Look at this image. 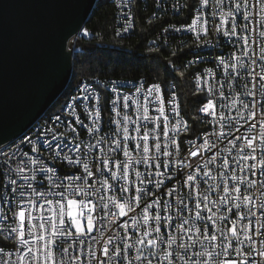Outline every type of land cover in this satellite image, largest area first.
Instances as JSON below:
<instances>
[{"label":"snow or ice","instance_id":"obj_1","mask_svg":"<svg viewBox=\"0 0 264 264\" xmlns=\"http://www.w3.org/2000/svg\"><path fill=\"white\" fill-rule=\"evenodd\" d=\"M209 4L177 6L192 15L185 30L198 40L209 33ZM211 4L218 43L228 40L240 55L218 56L215 69L193 77L199 107L191 122L176 84L166 103L159 83L145 88L142 79L121 94L111 82L107 125L100 92L84 86L66 108L92 142L56 143L51 157L74 171L58 173L28 151L0 152V264H264V0ZM242 71L248 101L234 90ZM220 72L231 95L216 87ZM79 101L89 124L77 115ZM198 124L199 143L188 135ZM209 124L219 127L209 132ZM42 150L33 144L30 152Z\"/></svg>","mask_w":264,"mask_h":264},{"label":"water","instance_id":"obj_2","mask_svg":"<svg viewBox=\"0 0 264 264\" xmlns=\"http://www.w3.org/2000/svg\"><path fill=\"white\" fill-rule=\"evenodd\" d=\"M98 0H0V145L41 119L67 89L69 39Z\"/></svg>","mask_w":264,"mask_h":264},{"label":"built area","instance_id":"obj_3","mask_svg":"<svg viewBox=\"0 0 264 264\" xmlns=\"http://www.w3.org/2000/svg\"><path fill=\"white\" fill-rule=\"evenodd\" d=\"M114 5V12H113V23H114V35L118 39H125L131 36V34L135 30V10L137 8H140L146 12L148 15V20H163V24L161 25L159 31L155 35V37L149 41V45L153 49H157L159 46L168 45L169 43H172V41H175L177 44V40H185V48H187V58L185 59V67L190 68L192 67L194 69L193 71V77H195L197 74H201L204 72L207 68H213L215 69V62L216 58L218 56H223L225 59H227L229 56L232 55L233 51L237 53V55H240L239 49L233 48V45L228 40H224V43H218L219 39H223L222 37H219L218 34H215L212 31V4L210 0V4L208 9L206 10L208 13V19H209V33L206 36H202L201 39H197L196 34L192 32L186 31V26L191 23L192 15L188 12V9L185 7H180L179 10H177V6H183L187 3H191L192 0H112ZM127 6H123V5ZM120 5V6H118ZM129 25H131L129 27ZM125 27H128V31H123ZM167 29V31H165ZM176 29H181L180 31H176ZM119 33V35L117 34ZM87 35L84 33H81L78 31L75 35H73L67 44L66 49L69 47H75V43L77 40L85 39ZM251 40H256V43H251ZM205 41H209L210 43H205ZM201 46H212V53H201ZM259 47H260V41L257 39L256 35H252L250 38V49H254L256 53H259ZM191 62V63H190ZM259 69H257L258 71ZM192 77L193 86L196 90V82ZM211 82L212 78L206 77ZM143 79L144 81V87L146 88L151 83L156 82H148L145 78L140 77L136 79H123V78H107V77H94L90 79H82L79 81V89L77 90V96L80 94L79 90L81 87L88 86L92 89H95L96 91L100 92L101 94V107L105 110L103 111V120L105 124L107 125V121L109 120V117L111 115L109 109L111 108V105L108 103L113 96L115 95L110 91V89L113 86V83L115 82V85L120 88L121 94H129L128 90L132 88L133 84H136L139 86V82ZM218 80V83L216 84V87H219L220 84H224V91L225 93L231 95L232 93L229 92V88L227 83H225V78L223 72H220L219 76L216 78ZM247 79V74L243 71L241 72V78L239 79L238 83L234 82V90L239 89L241 91L242 99L245 101H248L251 99V97H244L243 92L245 91L243 85ZM122 85V87H121ZM106 86V87H105ZM201 87H205V93L202 95L207 94V88L203 83L201 84ZM134 91V88H132ZM172 89L169 91H164L162 89V95L164 96L165 102L167 103V100L171 97ZM69 103V102H68ZM67 103V104H68ZM77 115L80 117L81 120L84 121L85 124H89L90 121L87 118L86 113L83 111V102L79 101L77 102ZM65 104V109L62 110V113H56V118L60 117L59 120H54V123L48 124V127H44L39 129L38 132H36L35 136L32 138L27 139H20V135L12 139L11 141L0 145V152L8 153L9 155L19 149L20 151H28L29 154L33 155L34 157L39 155L43 158L44 162L49 166L53 167L58 173L63 172H69L74 171V169L71 166H67L66 162L60 161V160H53L52 154L58 151V149L55 148L56 143L60 144H69L71 145L73 142H80L83 141L84 143L92 142L89 140L87 130L85 128H81L80 125L76 124L75 117L69 116L67 113V108ZM170 108V105H169ZM180 111L182 115V109L180 106ZM153 115L155 113L153 112ZM171 115V113H169ZM201 116L204 114L201 113ZM209 120L212 119V117H208ZM54 124H62V132H54ZM76 128V132H72V128ZM111 127H114L112 125ZM205 127V125H204ZM218 128V125H207V128L209 132L213 130V128ZM48 129H51L52 131H47ZM246 130L245 128H241L240 133L243 134ZM37 133L39 134V137H37ZM102 134H110L108 130V126H105L103 129ZM53 135H55L56 139L53 140ZM202 135V132L196 134L193 136V139H197V142H202L198 137ZM79 137L78 140L74 141V137ZM24 140L25 142L21 144V141ZM28 140H31V143H28ZM35 144L38 148L43 146V150L39 153H31L30 149L32 145ZM52 144L53 149L50 153L47 150V145ZM182 145L186 149L187 142L182 140ZM221 148H227L229 145L227 144V141H225L222 145H220ZM67 151V150H65ZM215 151V150H214ZM206 155H211V153H206ZM233 156L236 155L235 151L232 153ZM122 158V157H121ZM3 159V155H0V160ZM217 163H220L218 161ZM233 167H236L235 164L232 165ZM140 170H143V166H139ZM173 184H175V180L173 181ZM154 190V189H153ZM187 189H184V193L186 194ZM259 195V193H257ZM165 199H169L172 201L173 206L175 205V198L174 197H164ZM123 220V218H122ZM118 221V223L122 222ZM122 234V230H117ZM133 229H129V232H132ZM7 251V249H6ZM14 251V250H13ZM134 254V250H133ZM15 257H13L14 259ZM258 259V257H257ZM155 264V262H154Z\"/></svg>","mask_w":264,"mask_h":264},{"label":"trees","instance_id":"obj_4","mask_svg":"<svg viewBox=\"0 0 264 264\" xmlns=\"http://www.w3.org/2000/svg\"><path fill=\"white\" fill-rule=\"evenodd\" d=\"M113 12L112 0H98L84 24V31L88 33L86 38L75 43L69 85L49 110L60 112L73 90L72 85L84 78L143 77L148 82L161 84L164 91L171 89L169 85L176 84L182 116L191 122L199 105L192 103L197 98L192 81L194 69L185 67V40H177V44L172 41L153 49L148 43L164 21L148 20V15L140 8L135 10L134 32L128 38L118 39L114 35ZM203 127V124H198L197 132L188 135L195 136Z\"/></svg>","mask_w":264,"mask_h":264},{"label":"bare ground","instance_id":"obj_5","mask_svg":"<svg viewBox=\"0 0 264 264\" xmlns=\"http://www.w3.org/2000/svg\"><path fill=\"white\" fill-rule=\"evenodd\" d=\"M79 31L81 33H85L84 27H82ZM67 50L70 51V58L72 60V55H73V52L75 51L74 47H69ZM201 53H212V46H201ZM78 89H79V82H78V84H76L73 87L72 92L67 97V100L65 101L64 105L62 106L63 108L61 107L62 110L65 109V104H67L68 102H71V98L73 96H77V90ZM62 110L60 112H57V113H62ZM54 120H56V113H53L50 116H47L45 113L41 117V119L36 121L25 132L20 134V139L32 138L33 136H35L36 132L39 131V129L44 128V127H48V124L54 123ZM54 132H62V124H54Z\"/></svg>","mask_w":264,"mask_h":264},{"label":"rangeland","instance_id":"obj_6","mask_svg":"<svg viewBox=\"0 0 264 264\" xmlns=\"http://www.w3.org/2000/svg\"><path fill=\"white\" fill-rule=\"evenodd\" d=\"M76 84H78V82L77 83H74L72 86L74 87ZM71 86V87H72ZM66 94V93H65ZM54 112H56L55 110H48L47 112H46V115L47 116H50V115H52Z\"/></svg>","mask_w":264,"mask_h":264}]
</instances>
